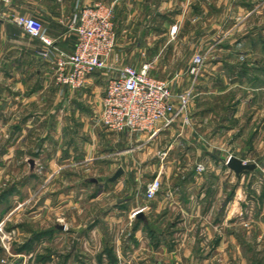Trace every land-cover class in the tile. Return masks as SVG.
Listing matches in <instances>:
<instances>
[{
  "label": "crops",
  "instance_id": "obj_1",
  "mask_svg": "<svg viewBox=\"0 0 264 264\" xmlns=\"http://www.w3.org/2000/svg\"><path fill=\"white\" fill-rule=\"evenodd\" d=\"M100 3L114 8L116 24L121 22L122 13H128L129 21L133 22L131 53L143 56L147 54L149 59L141 61L136 57L132 67L141 69L144 64H151V74L169 79L171 85L173 81L172 89L177 95L184 89L183 82L188 81L187 67L182 66V63L174 66L167 61L189 59L193 63L195 55L199 52H195V55L190 52L189 55V52H183L179 48L172 49L170 31L173 27H178L181 42L193 44V51L195 48L197 50L196 45L220 42L226 44L222 54H225L227 59H238L235 50H239L243 60L254 58L253 60L259 61L244 65L241 76L250 83H246L243 78L242 83L232 80L229 85L212 84L205 91H198L197 96L210 94L211 111L207 114L204 109L207 105L206 98L197 97L199 99H196L192 112L194 110L195 117L201 120L202 126L209 122L214 125L212 139L220 141L224 132L228 134L230 151L226 159L236 157L247 163L254 150L259 157L264 158V0H14L12 5L7 7L0 4V174L10 172L11 167L26 170L28 159L31 162L29 165L34 168V160L46 154L45 147L49 149L51 170H54L55 174L65 168L76 171L80 168L84 172L86 166L103 158L106 160L107 157L116 156L119 157L116 161L122 160L125 151L130 152L133 145L148 137L141 134L132 135L129 132L113 133L98 123L97 117L102 108L108 71L89 77L80 91L74 92L68 87L56 84L50 65L38 56L42 49L41 43L31 39L15 23L18 17L39 19L46 28L47 36L62 50L72 53L76 45V37L70 31L72 15L84 7ZM144 25L147 29L154 27V30L149 29L145 34ZM237 26L245 28L241 35L236 33H240L235 30ZM231 27L232 31L229 30ZM158 28L162 30H157ZM203 28L208 30L203 33ZM223 29H228L227 35H224ZM220 32L223 36L216 39ZM152 44L155 45L154 49ZM109 66L120 68L113 62ZM165 69L171 70L163 75L161 70ZM233 73L234 71V76ZM252 91L257 93L251 96ZM223 109L227 111L225 119L221 113ZM252 109L255 111L251 112ZM250 113L254 116L253 121L259 118V127L253 132ZM178 121L176 129L178 128L179 133L191 130L181 126L182 119ZM158 139L159 137L148 140L155 143ZM238 142L241 144L240 148L235 150ZM218 154L216 151L215 155ZM30 157L35 159L32 161ZM126 160L128 161V158ZM262 165L259 172L264 178V164ZM112 168L113 166H110L107 170L112 171ZM121 168L124 170L122 179L120 180V177L115 182L110 181L111 184H116L114 193L118 194L119 198L124 195H137L139 189L130 185L128 170L118 167L115 172ZM202 168L203 172L209 170L204 166ZM219 168L222 167L216 165V168L214 166L210 169L212 176L209 180L190 179L174 182L171 191L174 196L170 199L180 206L181 212H185L186 208H181V205L194 203L189 189L200 188L195 197V204L201 211L198 215L202 221L212 220L209 227L204 226L203 231L216 235L211 243L213 253L209 255L208 260L211 264H233L237 256L236 251L239 252L241 245L232 237L230 240L227 238V232H231L234 225L225 227L224 222L227 224V221L249 220L250 216H246L251 213V205L256 218H264V179L260 190L251 191L257 181H251L252 174L249 171L237 174L227 165L224 169L234 180L220 181ZM198 173L197 176L202 175ZM5 177L3 175V182ZM96 185L101 187L99 182ZM225 186L227 190L224 189ZM229 186L230 194L224 199L223 191L229 193ZM100 192H96L93 201L99 198ZM182 194L185 196L179 197ZM143 196L145 198V193ZM69 200L71 199L67 202H70ZM220 222H223V225H220ZM258 225L254 232L255 236L260 238H255L254 241L264 244V226L260 223ZM141 231L135 227L136 234ZM263 244L260 248L264 247ZM200 246L198 251L206 248L203 243ZM248 246L250 248V245ZM239 257V264H256L257 261L247 259L248 262L243 256Z\"/></svg>",
  "mask_w": 264,
  "mask_h": 264
},
{
  "label": "rangeland",
  "instance_id": "obj_2",
  "mask_svg": "<svg viewBox=\"0 0 264 264\" xmlns=\"http://www.w3.org/2000/svg\"><path fill=\"white\" fill-rule=\"evenodd\" d=\"M115 16L114 12V23ZM125 16L127 19L124 20ZM120 17L121 22L115 23L117 43L110 63L113 62L122 68L132 66L136 57L142 61L148 58V55H132L130 47L133 22L129 21L128 13H122ZM144 28L145 34L149 29L154 30V27L147 29L146 25ZM232 28L229 30L232 31ZM244 29L243 26L239 28L237 26L235 30L240 32H236L237 35H241ZM207 30L203 28L202 32ZM223 31L224 35H227L228 29ZM170 32L172 49L179 48L183 52H189V55L190 52H193V55L199 52L195 57L197 55L204 57L202 71L197 77L189 73L191 60L167 61L173 63L171 65L182 63V66L187 67L188 81L183 82L184 89L181 93L194 86V94L187 114L190 122L187 125L183 122L181 125L191 130L179 133L178 128L176 129L179 122L177 121L172 128L161 131L156 136L159 139L155 143L153 140H148L150 139L148 135H144L148 137L139 140L130 152L125 153V151L122 160L116 161L119 159L116 156L107 157L106 160L103 158L86 166L84 172L80 168L77 171L65 168L55 174L54 170H51L49 149L45 147L46 154L36 160L30 157L32 161L34 160V168L29 165L31 162L28 159L26 170L11 167L10 172L1 173L0 264H5L4 262L6 264H211L209 261V255L213 253L211 243L216 235L203 231L204 226L209 227L212 220L202 221L198 215L200 210L195 204V197L200 188L189 189V195L194 198V203L181 205V208H186L185 212H181L180 206L172 202L170 197L174 196V193L171 191L174 182L211 179L210 169L214 166L216 168V165L222 167L218 169L220 181L234 180V177L224 169L229 161L226 159L230 151L228 134L224 132L220 141L212 139L214 125L209 122L202 126L201 120L195 117L192 108L196 105V99L204 97L207 100L204 109L209 114L211 96L208 93L203 94L206 96H197L198 91L203 92L212 84L229 85L232 84V80L239 83L244 78L241 76L244 65L259 61L253 60L254 58L243 60L239 50H235L238 59H227L225 54H222L226 44L220 42L196 45L197 50L195 48L196 51H193V44L181 42L178 27H173ZM222 36L220 32L216 39ZM151 47L154 49L155 45L152 44ZM170 70L165 69L166 72L163 70L161 72L166 74ZM244 80L250 83L248 79L244 78ZM106 84L107 81L105 86ZM254 93L257 92L252 91L250 95L253 96ZM254 111L255 109L251 110ZM221 113L225 119L227 111L223 109ZM250 116L253 132L259 127V118L253 121V114L250 113ZM240 145L238 142L235 150H239ZM216 151L219 152L218 156L215 155ZM235 152L238 154L237 151ZM255 152L254 150V153L250 154L245 163L255 167L254 171H249L252 174L251 181H257L251 191L260 190L264 179L259 172L261 165L264 164V158L259 157ZM125 158H128V161ZM110 166H113L112 171L107 170ZM203 166L209 170L203 172ZM118 167L128 170L130 185L139 189L135 197L124 195L119 198V195L114 193L116 184H111L110 180ZM197 173L202 175L197 176ZM3 175L6 176L5 182L2 180ZM156 179L162 182V189L157 198L150 201L144 198V191L147 185ZM97 182L102 188L96 185ZM224 189L227 190V187L225 186ZM98 190L101 191L99 198L93 201ZM228 190L229 193L223 191L224 199L230 194V186ZM184 196L185 194H182L179 197ZM132 198L137 201H133ZM68 199H71L70 202H67ZM202 208L204 209V206ZM250 208L251 213L246 216V218L250 216L249 220L227 221L229 222L227 224L226 221L224 222L225 227L234 225L231 232H227L229 234L227 238L230 240L232 237L241 245L239 252L236 251L237 256L233 264L240 263L239 256L250 261L256 259V264H264V247L260 248L263 243L254 241L255 238H260L255 236L254 231L259 227L258 223L264 226V218H256L253 205ZM137 210L141 212L135 216ZM220 225H223V222H220ZM135 227L143 232L136 234ZM201 243L206 248L198 251Z\"/></svg>",
  "mask_w": 264,
  "mask_h": 264
},
{
  "label": "built area",
  "instance_id": "obj_3",
  "mask_svg": "<svg viewBox=\"0 0 264 264\" xmlns=\"http://www.w3.org/2000/svg\"><path fill=\"white\" fill-rule=\"evenodd\" d=\"M13 2L0 0V4L6 7ZM15 23L31 39L41 43L38 56L50 65L56 84L76 92L84 88L89 77L108 71L102 108L97 117L98 123L108 131L143 134L153 139L161 131L172 128L179 119H183L185 125L189 124L187 114L194 94L193 85L177 95L170 81L151 74L152 65L149 63L141 69L132 66L110 68L117 43L113 7L100 3L84 7L72 15L70 31L76 37L72 53L62 50L47 36L39 19L18 17ZM203 65L204 57L197 55L189 68L190 75L197 77ZM161 189L159 179L152 181L146 187V199L154 200ZM140 212L137 210L135 216Z\"/></svg>",
  "mask_w": 264,
  "mask_h": 264
},
{
  "label": "water",
  "instance_id": "obj_4",
  "mask_svg": "<svg viewBox=\"0 0 264 264\" xmlns=\"http://www.w3.org/2000/svg\"><path fill=\"white\" fill-rule=\"evenodd\" d=\"M228 166L231 170H233L237 174H241L247 171H253L255 169L254 166L247 165L236 157H230L228 161ZM123 174H124V170L121 168L116 172V174L111 178L110 181L111 182L117 181L120 177L123 176Z\"/></svg>",
  "mask_w": 264,
  "mask_h": 264
}]
</instances>
